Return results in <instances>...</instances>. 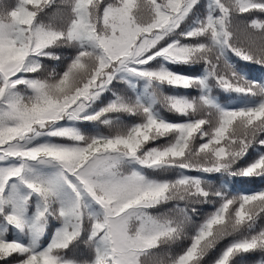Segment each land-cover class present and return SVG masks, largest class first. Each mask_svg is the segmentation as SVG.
I'll return each mask as SVG.
<instances>
[{"label":"snow or ice","instance_id":"snow-or-ice-1","mask_svg":"<svg viewBox=\"0 0 264 264\" xmlns=\"http://www.w3.org/2000/svg\"><path fill=\"white\" fill-rule=\"evenodd\" d=\"M254 13L264 0L0 3V264H264V187L229 189L264 184V77L233 62L264 68Z\"/></svg>","mask_w":264,"mask_h":264},{"label":"trees","instance_id":"trees-1","mask_svg":"<svg viewBox=\"0 0 264 264\" xmlns=\"http://www.w3.org/2000/svg\"><path fill=\"white\" fill-rule=\"evenodd\" d=\"M0 3H2L4 6H11L14 3V0H0ZM253 17L264 19V14L254 13ZM233 62L237 63L239 67L245 69V71H247L249 75V78L260 79L264 77V68H261L258 65H248L244 62L237 61L235 58L233 59ZM55 66H56L55 63H52L50 65V67H55ZM171 67L174 71L181 72L184 74H189V75L199 74V71H200L199 67H190V66H171ZM165 90L169 92L173 91L169 89H165ZM175 91H177L179 94H187V95L198 94L195 91H187V90H175ZM215 94L218 96L221 103L234 104L236 102L234 96H229V94L221 93L219 90H216ZM169 118L176 119L177 117L175 115H169ZM260 187H264V184H261V182L258 179L252 182H248L247 179L243 181L238 180L234 186L229 185V189L233 193L244 191L245 189L258 190ZM211 210L212 209L210 207L201 208L200 209L201 215L206 214L210 212ZM228 242H229L228 240L222 241L216 251H219L220 249H222ZM184 243L186 242H182L178 244L177 246H173L172 251L179 252L180 248L184 246ZM68 255L82 257L85 255V253L83 249H74L71 252H69ZM258 259H260L259 253L251 254V255H248L247 257H237V264H255V261Z\"/></svg>","mask_w":264,"mask_h":264}]
</instances>
